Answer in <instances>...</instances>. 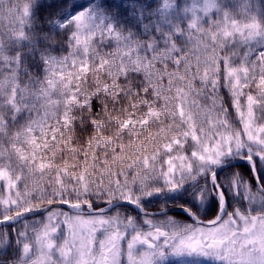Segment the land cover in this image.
<instances>
[{
    "label": "snow or ice",
    "instance_id": "6c2138e0",
    "mask_svg": "<svg viewBox=\"0 0 264 264\" xmlns=\"http://www.w3.org/2000/svg\"><path fill=\"white\" fill-rule=\"evenodd\" d=\"M0 264H264V0H0Z\"/></svg>",
    "mask_w": 264,
    "mask_h": 264
},
{
    "label": "trees",
    "instance_id": "16d2710c",
    "mask_svg": "<svg viewBox=\"0 0 264 264\" xmlns=\"http://www.w3.org/2000/svg\"><path fill=\"white\" fill-rule=\"evenodd\" d=\"M79 2H80L81 4H84V3L87 2V0H79ZM119 2H120V0H105V3H106V4H115V3H119ZM77 127H79V125H78ZM88 135H89L88 132L77 133L76 143H75L73 146L79 148V147L81 146V141H80L79 137H80V136H83L84 139L86 140L87 137H88ZM236 167H239V168L241 169L242 173H243L246 177H249V182H250L251 184H253V179H252V177H251V170H250L249 166L246 165V164H237ZM221 174H222V173H221ZM148 206L150 207L149 210H154L156 207L159 206V201H155V202L151 203V204L148 205ZM171 214H172V215H176V216H178V218H181V219H185V218H187V214H185V213H183V212H181V211H173Z\"/></svg>",
    "mask_w": 264,
    "mask_h": 264
},
{
    "label": "water",
    "instance_id": "95a60500",
    "mask_svg": "<svg viewBox=\"0 0 264 264\" xmlns=\"http://www.w3.org/2000/svg\"><path fill=\"white\" fill-rule=\"evenodd\" d=\"M253 180H254V183H256L255 178H253ZM177 210H182V209L177 208Z\"/></svg>",
    "mask_w": 264,
    "mask_h": 264
},
{
    "label": "rangeland",
    "instance_id": "374dc122",
    "mask_svg": "<svg viewBox=\"0 0 264 264\" xmlns=\"http://www.w3.org/2000/svg\"><path fill=\"white\" fill-rule=\"evenodd\" d=\"M245 162V161H244ZM244 164H247V163H244ZM254 185V184H253ZM151 211H153V210H151Z\"/></svg>",
    "mask_w": 264,
    "mask_h": 264
},
{
    "label": "flooded vegetation",
    "instance_id": "af4514ba",
    "mask_svg": "<svg viewBox=\"0 0 264 264\" xmlns=\"http://www.w3.org/2000/svg\"><path fill=\"white\" fill-rule=\"evenodd\" d=\"M237 164H240V163L238 162ZM237 164H236V165H237Z\"/></svg>",
    "mask_w": 264,
    "mask_h": 264
}]
</instances>
